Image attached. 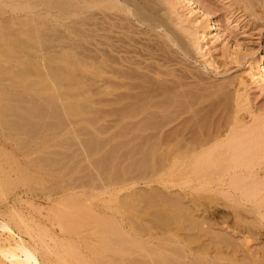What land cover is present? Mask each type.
Listing matches in <instances>:
<instances>
[{
	"label": "rangeland",
	"instance_id": "1",
	"mask_svg": "<svg viewBox=\"0 0 264 264\" xmlns=\"http://www.w3.org/2000/svg\"><path fill=\"white\" fill-rule=\"evenodd\" d=\"M144 1L151 3L156 11V15L191 48L192 57L190 59H184L177 51L175 55L162 52L160 55L165 57L164 59L161 56V60L174 57V62L172 61V63L175 64L178 61L174 69H177V74L182 75L185 79L181 80L183 85L186 83L187 86L194 87L197 93H201V95L207 94V101H202L204 104L197 103V108L209 105L211 107L216 99L214 94L222 91L223 94H227L230 97L229 102H227L228 107L226 105V111L222 110L224 107L218 110L219 113L223 111L221 115L218 113L219 118L223 117L220 119L223 122L225 121V117H230L226 119V122L231 119L230 123L225 122V124H229V126L232 124L230 128H228V125H225L227 126L225 130H227L223 137L226 138V135L229 136L234 131H243L245 133L252 128L251 130L256 132V135L258 133L260 134L259 137L264 138V11L263 8H260V4H258L263 0ZM34 3V0H0V108L6 107L9 104L8 100H12L13 98H20L26 103L33 100L35 103H40L51 96L53 98L56 97L54 100L56 104H73L74 100L71 98L67 99V101H65L66 99L64 101L61 99L63 101L61 102L59 98L62 96L64 90L60 89L61 92L53 90L52 83L50 84L52 85L50 90L43 83L48 87L47 90H40V88L35 87V89L28 91L30 89L29 86L32 85L30 80H33L35 75L31 76L32 78L30 77L29 81L24 85H21L24 83L22 78L11 74L13 70L21 69L34 62V65L38 66V72L40 67L39 75L42 76L41 78H45L44 75L51 74L52 66L58 71L68 68L67 63L63 62L60 57L72 56L71 58H73L78 66L81 64L78 68L79 72H77L79 75H82L78 77L79 75L76 73V76L78 75V81L76 78V82L84 81V83H80L84 89L86 88V94L95 102L93 110L99 112V116L92 124H89L85 114L78 117H67L64 113V115H60L61 118L46 120L49 126H52L53 129L50 128L52 132L43 128L44 132L41 133L43 130L40 129L37 137L31 134L30 137H16V132L9 127V123L5 121L0 113V264H14L12 261L13 257L24 259L25 256L21 250L19 252L18 248H16L18 247L17 245H21L32 251L39 264H75L77 259L75 257L72 259L73 253L80 254L87 261L86 264L88 262L89 264H109L111 263L110 259L120 258L110 253L109 249L110 230L107 228H110V224L107 225V222L110 223L112 219H115L125 228L128 225L129 227L137 225L134 227L149 230L151 234L159 237L167 239L169 236H172L173 243L175 242V244L172 243L171 246L166 248H170L171 252L175 250L173 252H179V254L176 253L178 256H175L173 252H167L166 254L170 253L169 257L175 261L173 262L174 264H216V262L222 264L217 259L216 253L218 251L227 253H223L225 255L224 259L226 257L230 259L231 257V259L242 261L241 263L243 264H248L249 260L244 261L243 253L249 250L254 256L258 255L256 257L257 260L260 259L258 264H264V228L252 220L253 215L250 216V214L245 212L248 215L246 218L250 216V220L242 219V221L241 218L236 219L232 217L233 209L226 207L224 197L221 195L222 192L217 189L204 190L207 187L205 185L203 187L199 179H193L192 175L188 172L179 173L172 169L173 163L170 162H173L174 159L172 158L174 157L170 158L164 170L154 171L147 167L143 168L148 159L143 151L154 146V143L159 138L172 134L175 129H179V126L182 128L185 124L184 122H186L184 118L190 117L191 114H184L178 120L170 122L171 124L159 125L158 122L156 124L152 122L151 126L149 125L148 128L144 129L141 128L142 116L124 122L110 116V11L94 12L96 25L98 26L93 28V39L75 38L74 41L77 42L73 41L70 45L68 42H64L66 43L64 44L62 40L61 42L59 41L60 37L61 39L66 36L74 38L70 34V30L62 26L60 14H57L55 10L47 8L42 3H39L40 5ZM18 4L27 5V7H23L24 10H19ZM33 5L38 6L34 9ZM30 10L33 14L30 13ZM19 11L22 12L18 13ZM25 12L27 15H25ZM37 13L41 15H38L40 21L36 17ZM42 13H47L48 16L46 17L50 20L47 22L43 21L41 18H44L43 16L46 14ZM28 14L29 19L32 18L31 21L35 20V22L21 23L20 16L28 17ZM35 28L40 30L48 29L49 32L57 30L59 33L54 32V35H57L56 39H58V34L60 37L58 40H54L55 42L53 41L54 47L51 46V48L47 45V49L45 48L46 45L44 46V42L36 40V38H34L35 42L32 38L31 40L33 41H28L30 39L28 37L29 31ZM152 34L154 35L153 39L155 42L156 40L158 41L159 38L157 37L160 33L154 31ZM15 36L18 38H15ZM12 37H14L13 40ZM15 39L22 40L30 45L34 42L33 45L35 46L39 42L37 51H34L35 54L32 56L23 54L24 51H20L16 46V41L13 42ZM10 41H12V44ZM14 43L15 45H13ZM76 43L77 45H75ZM10 44L13 48L12 52L9 51L10 49L12 50ZM68 44L70 45L69 47ZM40 45L43 46L40 48ZM73 45L74 47L71 48ZM6 52H9L10 55L8 53L5 54ZM157 53L160 52L158 51ZM48 59H50V62L55 59L57 61L51 64L50 62L48 63ZM57 67L60 68L58 69ZM94 69L96 71L100 70L99 72L97 71L99 74L96 75L97 72ZM9 70L10 72H8ZM184 74L187 78H185ZM79 78L81 79L79 80ZM87 79L90 81L89 84L86 81ZM34 80L37 81V78ZM220 100H223V98ZM220 100L217 102H220ZM227 108L230 109L229 112ZM60 110L62 109L60 108ZM232 118L235 120H232ZM39 120L38 118H34V121L37 123L41 121ZM234 121L240 122H238V125L234 129H231L235 126ZM158 128L160 131H158ZM168 130L170 134H168ZM228 130L229 132H227ZM188 133L189 127L184 130L183 135H188ZM151 136L153 137L151 138ZM23 137L26 138L24 141ZM90 138L96 140L99 151L96 156L91 154V157L87 159V152L86 154L84 153L86 149L81 143ZM170 142L164 143L162 148L173 146L174 142H172V145H169ZM156 144L159 149H162L159 143ZM183 145H185L184 142ZM138 149L140 150L139 152ZM110 151H118L116 152L118 153L117 168L121 170L120 175L118 174V177L115 178L114 183H117L115 186L113 185L114 183L106 186L104 185L106 182L103 181L105 176V180H108L110 174L109 170H107V173H109L107 175L104 169L106 164L104 160L107 154L111 153ZM58 153H66L67 157L65 159H67H64L65 163L63 162L62 168L57 170L52 167L53 169H50L51 166L47 167L49 160H47V157L52 158ZM143 154L145 157H143ZM60 158L61 156L57 158V161ZM150 161L151 159L148 162ZM78 168L83 170H78ZM67 171H72V173L67 174ZM120 178H123L122 181H120ZM101 180L102 182H100ZM93 182H95L94 187L99 189L93 188ZM88 186L89 188H87ZM155 197L159 200L167 197V201L170 203L172 199L174 200L173 202L178 200L184 207L187 206L184 209L186 221L183 220L178 228L176 225H172L165 231L154 227L151 222V215H148L151 211L146 207L145 202L149 198L155 200ZM194 198H200L198 199L199 208L192 204V199ZM130 199L132 200L130 201ZM79 204L82 206L79 207ZM125 204L127 205L125 206ZM133 204L135 208L140 210L138 213L141 212L140 214L144 215L140 221L136 217L131 220L132 215L130 211L133 210L130 209V206ZM121 206H123L121 208L122 212H126L120 213L115 210ZM78 208L83 210H78ZM193 209L198 210L194 212ZM84 210L86 213H84ZM242 211L245 210L242 209ZM93 216L97 217L98 220H96L102 224L99 225V222L96 221L98 225H95L94 223L96 222H94ZM192 220L200 224L198 225V229H196L197 226H194V229L190 225L192 224ZM235 224L237 227L239 226L240 231L238 228L233 229ZM209 227L211 228V233L221 228L222 230L224 229L225 236L228 237L227 234L229 233L234 237L230 238L229 235L227 246H220V244H216L214 237L215 235L217 236L216 233L221 232L216 231L215 234L212 233V236ZM233 230L235 231L233 232ZM170 231L173 232L170 233ZM235 233L237 234L235 235ZM102 234L105 235L104 239H102ZM106 234L109 236H106ZM213 241L215 244H213ZM107 243L109 246L106 247L105 244ZM243 245H248V250ZM9 251L14 254L9 253ZM180 254L181 256H179ZM134 258L142 259V257L140 258L137 255ZM205 258H208L209 262ZM229 262L230 260H227L226 264H229ZM76 264H78V261ZM143 264L156 263H151L147 260L143 261Z\"/></svg>",
	"mask_w": 264,
	"mask_h": 264
},
{
	"label": "bare ground",
	"instance_id": "2",
	"mask_svg": "<svg viewBox=\"0 0 264 264\" xmlns=\"http://www.w3.org/2000/svg\"><path fill=\"white\" fill-rule=\"evenodd\" d=\"M192 1L194 2V0H192ZM34 2H35L34 4L38 3V5H40L42 3L45 6H47V8L55 10L57 12V14H60V16L62 17V26L68 28L71 32L70 34H72V36L74 38H68L66 36V37H62V39H61L60 35L58 34V39L60 37V39H59L60 42L62 40L63 43L68 42V43H70V45L75 40V38H82V39H86V40L93 39V37H94L93 28H96V26H98V25H96L97 22H96V18L94 16V12L95 11H101V12H109L110 11V18H109L110 19V95H111L110 116L115 118L118 121H123V122L142 116L143 119H141V121H142L141 128L144 129V128H148L149 125L151 126L152 122H155V124H156V122H158L159 125H162V124L165 125V124H169L170 122L172 123V122L178 120L179 118L184 116V114H188V113L191 114L190 117L184 118L186 122L183 121L185 124L183 127L181 126L182 128H180V126L178 125L179 129L174 128L175 131L174 132L171 131L172 134H170V131L168 130L169 131L168 134H170V135H168L166 137L163 136L162 138H159L158 141L156 138L157 142L156 141L155 142L159 143V146H161V148H162V146H164V143H167V141L168 142L171 141L169 145H172V142H174L173 146H169V147L166 146L167 148L159 149L157 144L154 143V146H151L147 150H144V151L142 149L143 147L142 146H141L142 148L140 147L142 149V151L146 154L145 156H147V158H148V159L146 158L147 159L146 161L148 162L151 159L150 162L145 163V166L142 165V166H144L143 168L147 167V168L154 170V171L160 170V169L164 170V168H166V166L168 165V161L170 160V158L174 157L172 159H174L175 161L173 160V162L172 161L170 162V163H173L172 169H174L175 171H177L179 173H183V172L187 173L188 172L190 175H192L193 179L194 178L197 180L199 179V181L202 182V186L205 185V187H207V189H204V190H212V189L215 190V189H217L218 191L222 192L221 195H223V197H224L226 207L233 209V212H232L233 216L232 217H234L236 219L241 218V221H242V219H249L250 220V216L253 215L252 220H254L256 223H258L261 227L264 228V138L259 137L260 134H258V133L256 135V132L251 130L252 128H250V130H248L245 133L243 131L235 132L233 130L234 133L231 132V135H229V136L226 135V138L223 137L225 135V131L227 130V129L225 130V128H227V126H225V125H228V128H230V126L232 124H230V126H229V124H225L226 119L227 118L229 119L230 117H227V118L225 117V121H223L224 123L221 122V120H220L223 117L219 118V114L220 115H221V113L223 114V111L226 109V105L228 104L227 102H229L228 100L230 97V96L228 97L227 94H223L222 91L220 93L216 92L215 94L213 92L214 97H216V99H215V101L213 100L214 103L211 107H209L210 106L209 105V106H203V108H201L200 106L197 108V103L201 104L208 98L207 94L204 93V95H201V93H197V91L194 89V87H191L189 85L187 86L186 83H184V85H183V82L181 80H185V79L183 78L182 75L177 74V71H176L177 69H174V66L176 67V64L178 63V61L175 62V64L172 63V61L174 62V57L171 59H167V60H161L162 55H160L161 52L162 53H172V55L173 54L175 55L178 52V54H180V56H183L184 59L185 58L190 59L192 57L191 48L174 31H172V29L169 28V26L164 21H162L156 15V11H155V9L151 3L144 1V0H34ZM188 4H190V3L188 2ZM258 4H260V6H261L260 8H263V11H264V0ZM38 5H36V6H38ZM36 6H34V9ZM253 6H254V4H253ZM23 7H27V5L18 4L19 10H24ZM20 12H22V11H19L18 13H20ZM30 13L33 14L31 10H30ZM39 13L36 14L37 18H38V15H40ZM42 14H44V15L46 14L45 16H43L44 18H41L43 21L47 22L50 20L46 17V16H48L47 13H42ZM25 15H27V13ZM19 19H20L21 23H23V24H25L29 21L35 22V20L31 21L32 18L29 19V14H28V17L20 16ZM38 20L40 21L39 18H38ZM152 31L153 32L157 31L160 33V34H158V37H157L159 39H158V41L156 40V42L153 39L154 35L152 34L153 33ZM54 32L59 33V32H57V30ZM54 32L52 30L49 32L48 29L40 30L38 28H35V29L29 31L28 37H30V39L28 41H30L31 38L33 40H34V38H36V40L38 39V40H42L44 42V46L46 45L45 48L48 49L47 45L49 47H51V46L54 47L53 41L58 40V39H56L57 35H54L55 34ZM15 38H18V37L15 36ZM13 39H14V37H12V40ZM33 40H31V41H33ZM11 42L12 41H10V43ZM13 42L16 43V46L20 49V51L21 50H22V52L24 51L23 54L25 53L28 56L34 55L35 54L34 51H37V48L39 45V42H38L37 46L33 45L35 40L33 43H31L32 45H30L29 43L24 42L22 40H19V39H15ZM74 42H77V41H74ZM15 43L13 45H15ZM66 43H64V44H66ZM11 44H10V46H11ZM41 44H42V42H41ZM59 44H62V43H59ZM70 45L68 44V47ZM75 45H77V43ZM41 46H43V45H40V48H41ZM72 47H74V45L71 46V48ZM11 48H12V46H11ZM9 49H10V47H9ZM170 50H171V52H170ZM9 51L12 52L13 48H12V50L10 49ZM82 51H81V54H82ZM158 51L160 53H157ZM7 53H8V55H10L9 52H6L5 54H7ZM28 56H26V57H28ZM71 57L72 56L60 57L63 62L67 63L68 68H65L63 70L58 71V70H55V68H53V66H52L51 67V70H52L51 74L48 71L49 74L44 75L45 78H41L42 76L39 75L40 74L39 73L40 67H39V72H38V70H37L38 66L36 67L35 66L36 64L34 65V62H33V64L30 63L23 68L20 67L21 69L13 70V71L11 70L12 71L11 74L13 76L22 78L24 83L21 85H24L27 81H29L31 76L35 75V78H33V80L32 79L30 80L32 82V85L29 86L30 89H28V91L35 89V87L40 88V90L41 89L47 90L49 87V90H50L52 88V85H50V84L52 83L53 84V90L58 91V92L59 91L61 92L60 89L64 90V92L62 93V96H60V98H59L60 101H61V99H63V101L66 99L65 101H67V99H70V98L74 100L73 104H60V105L54 103L55 102L54 100L56 99V97L53 98L51 96L46 98L43 102H40V103L39 102L35 103V102H33L34 100L26 103V102H23V100H21L20 98H15V99L13 98L12 100H8L9 104L6 105V107L2 106L3 108H0L1 109L0 113L3 116V118L5 119V121L7 123H9V127L16 132V134H17L16 137H22V136H29L30 137V134L32 136L36 135V137H37L39 130L40 129L43 130V128L45 130L52 132L51 129H53V128H52V126H49L48 121L50 119H58L59 117L61 118V116L64 115V113L66 114L67 117L68 116L78 117L82 114H85L86 117L88 118L89 124H92V122H94L98 118L99 112H97V111L95 112L93 110L95 102L91 99L90 96H88L86 94L87 93L86 88L84 89V87L81 85V83H84V81L83 82H81L82 80L79 81V83L81 82L80 84L76 82V78L78 81V77H80L82 75V74L79 75V73H78L79 72L78 68L81 66V64H79L80 66H78L74 62L73 58H71ZM163 58L165 59V57H163ZM9 59H10V56H9ZM49 60L50 59H48V63L50 62ZM54 61L56 62L57 60L55 59ZM54 61H51L50 63L52 64V62H53V64H54ZM13 62H14V60H13ZM46 68H47V66H46ZM95 69H97V68H95ZM97 71L99 72L100 70H97ZM8 72H10V70ZM80 72L82 73V71H80ZM98 72L96 73V75L99 74ZM76 73H78V75H79V76L77 75L78 77L76 76ZM184 76H185V74H184ZM83 77H85V76L83 75ZM36 78H37V81L34 80ZM81 78H79V80ZM185 78H187V77L185 76ZM82 79H84V78H82ZM198 79H200V78H198ZM88 80L89 79H87L86 81L89 84L90 81H88ZM47 81H48V83H47ZM43 83L46 84L48 87L45 86ZM88 84H86V85H88ZM25 89H27V88H25ZM221 98H223V100H220ZM219 100H220V102H217ZM60 101H58V102H60ZM63 101H61V102H63ZM209 102H206V103H209ZM58 105L64 112L62 110H60ZM223 107H224V109H222ZM227 107H228V105H227ZM230 107H231V105H230ZM221 109L223 111L221 113H219L218 110H221ZM229 110L230 109H228V112H229ZM213 111H215V112L213 113ZM224 114L226 115L225 112H224ZM34 118H36V119L38 118L41 121L39 120L40 122L38 121L39 123H37L34 121ZM47 119H48V121H46ZM233 119L234 118H232V120ZM229 121H231V119ZM229 121L227 120L226 123H228ZM234 122H235L234 123L235 126L234 127L232 126L233 128H231V129H234L236 127V125H238V122H240V121H237V122L234 121ZM115 123H117V122L115 121ZM231 123H233V122H231ZM129 124H131V123H129ZM153 125H154V123H153ZM162 127H165V126H162ZM188 127H189L188 135H183L184 130H186ZM256 127H254V128L256 129ZM231 129H229V130L232 131ZM243 129H245V128H243ZM229 130L227 132H229ZM236 130H238V129L236 128ZM158 131H160L159 128H158ZM260 131H259V133H260ZM43 132H44V130L41 133H43ZM151 135H153V134H151ZM157 136H158V134H157ZM146 137H148V136H146ZM152 137L153 136H151V138ZM24 139H26V138L23 137V141H24ZM45 142H47V141L45 140ZM183 142L185 145H183ZM81 145L84 146V148L86 149V150H84L85 151L84 153L86 154V152H87V154H86L87 159L89 157H91V154L93 156H96V154L99 151L98 144L94 138H90L88 140H85V142L81 143ZM123 146H124V144H123ZM139 151L140 150L138 149V152ZM116 152H118V151H116ZM116 152L112 151L110 154H107V156L104 160L106 162V164H105V167H104V165H103V167L106 170V173H107V170H109L108 172L110 173V174L107 173V175L109 174L108 180H105L106 176H105V178H103L104 179L103 181H105L106 184L104 182L103 183L106 186H110V184L114 183L116 180L115 178L118 177V174L121 172L120 168H117V166H118V164H117L118 153H116ZM60 156H61V158L63 157V159L60 158V159H58L59 161H57V158H59ZM145 156L143 154V157H145ZM65 157H67L66 153L65 154L64 153H58V154L54 155V157H52V158L51 157L49 158V156H48L47 160L48 159L49 160H48L47 167L51 166L50 169L54 168L57 170L59 168H62L61 166L64 165L63 162H64ZM56 166H57V168H55ZM128 167H127V170H128ZM130 167H131V165H130ZM76 169H77V167H76ZM76 169H75V171H76ZM79 169L80 168H78V170ZM60 171H61V169H60ZM72 171H70V172L67 171V174L72 173ZM76 172L78 173V171H76ZM73 173H74V171H73ZM79 173H81V172L79 171ZM165 173H167V172H165ZM140 175H141V173H140ZM100 176H102V175L100 174ZM110 178H112L113 180ZM122 179L120 181H122ZM100 182H102V180ZM94 183L95 182H93V184L91 183L93 188L96 190L99 189V188L94 187L95 186ZM84 184H82V185H84ZM86 185H87V183H86ZM100 185H101V183H100ZM113 185L115 186V185H117V183H114ZM87 188H89V186ZM109 189H110V187H109ZM220 192H219V194H220ZM87 193H85V194H87ZM70 194H72V193H70ZM132 199H130V201ZM167 199H168L167 197H163V199H161V200H159L157 198L155 200L149 198V199H147V202H145L146 207H148V209L151 211V213L148 215H151V218H152L151 222H152L153 226L160 228L162 231L167 230L168 227L172 226V225H176L178 228L179 225L181 224V222H183V220H185L184 209L187 206L184 207V205L178 200H177L178 202L176 200H175V202H173L174 201L173 199H172V202L170 203L167 201ZM198 199H200V198L192 199V204H194L195 207H197V208H199L198 207L199 206L198 205ZM210 199H213V198H210ZM145 200H146V198H145ZM71 202H72V200H71ZM77 203H79V202H77ZM80 203H81V201H80ZM133 203H135V202H133ZM126 205L127 204H125V206ZM81 206L82 205H80L79 207H81ZM202 206H204V205H202ZM121 208H123V206H121L120 208H117L115 210L120 212V213L126 212V211L122 212ZM143 208H144V206H143ZM130 209L133 210V211H130V214L132 215L131 220H132V218L134 219L136 217V219L140 221V219L144 217V215L140 214L141 212L138 213L140 210H138V208H135L134 204L130 206ZM242 209H244L245 211H242ZM78 210H83V209L78 208ZM187 210L189 211L188 208H187ZM193 210L195 212L198 209H196V210L193 209ZM245 212H247V214H250L249 218H246V217H248V215L245 214ZM84 213H86V211ZM97 217H94V220H95V221L93 220L94 222H96L98 220ZM189 220H191V219H189ZM189 220H187V221H189ZM97 222H99V225L102 224V223H100V221H97ZM97 222L94 224L98 225ZM109 224H110V228L108 227L107 229L110 230V236L108 234H106V236L108 235L110 237V239H109L110 240V247H109L110 253L120 257L117 259H110L111 263L113 262V264H143V261L145 262L148 260L151 263H156V264H174L173 262H175V261L171 260V258L169 257V254L175 250H172V252H171L170 248H168V249L166 248V247L172 245V243H173V240H172L173 237L172 236H169V238H167V239L164 237H159V236H156L154 234H151L149 230L134 227L137 225H134V226L131 225L133 227H129V225H128V227H126L127 228L126 229L120 223H118L115 219L110 220V223L107 222V225H109ZM190 225L193 227L197 226L196 229H198V225H200V224L197 221L192 220V224H190ZM218 226H219V224H218ZM95 227H97V226H95ZM195 227H194V229H195ZM238 227L235 224L233 226V229L234 228L237 229ZM2 228H3V226H2ZM211 228H213V227L211 226ZM211 228L209 227L210 233H211V230H210ZM240 228H242V227L240 226ZM257 229H258V227H257ZM223 230L220 228V229H217L215 231H212L213 234H215L216 231L221 232V233H216L217 236L215 235L216 238L214 237V239H215L214 241L216 242V244L217 243L220 244V246H222V245L224 246V245L229 243L228 237L230 234L229 233L227 234L228 237L225 236L226 233ZM177 231H178V229H177ZM234 231L235 230H233V232ZM239 231H240V229H239ZM172 232L170 231V233H172ZM243 233H244V231H243ZM213 234H212V236H213ZM236 234L237 233H235V235ZM104 236L105 235L102 234V239H104ZM233 237L234 236L230 235V238H233ZM99 238H101V237H99ZM102 239H100V240H102ZM177 239H178V237H177ZM212 239H213V237H212ZM246 239H248V238H246ZM101 242H103V241H101ZM177 242H179V241H177ZM213 242H211V243H213ZM215 242L213 244H215ZM246 243H247V241H246ZM173 244H175V242ZM17 246L18 247H16V248H18L19 252L21 250L25 257L23 260L19 257H13V259L11 258L14 264H39L32 251H30L29 249H26L25 247H23L21 245H17ZM105 246L107 247V246H109V244L107 243V244H105ZM243 246H244V248H246L248 250V248H247L248 245H246V246L243 245ZM186 247H187V245H186ZM244 248L242 247V249H244ZM107 251H108V249H107ZM233 251L234 250H232V252ZM167 252H170V253L166 254ZM9 253L14 254L13 252H10V251H9ZM16 253H15V255H16ZM176 253L179 254V252H176ZM176 253L173 252V254L175 256H178V255H176ZM180 253H181V251H180ZM223 253L227 254V253L222 252V251H218L216 253L217 259L220 262H222V264H226L227 260L228 261L230 260L229 264L230 263H232V264H243V263H241L242 261L240 262V260H238V259H231V257H230V259H228L226 257L227 260L224 259L225 255H223ZM234 253H235V251H234ZM244 253H245V251H244ZM244 253H243L244 257H243V255H242V257H243L244 261L249 260L248 264H251V263L252 264H258L259 263L260 259L257 260V258H256L258 255L254 256L252 253H250V250L246 251L245 254ZM77 254L73 253L72 259H73V257H75L78 261V264H86L87 261H85L84 258H82L80 254L79 255H77ZM3 255H5V254L3 253ZM135 255L139 256L140 258L142 257V259H137V258L135 259L134 258ZM179 256H181V254ZM5 257H6V255H5ZM242 257H240V258H242ZM207 259H206V261L209 262V260H207ZM77 261H76V263H77ZM111 263H109V264H111ZM203 263H205V262H203ZM87 264H89V262ZM181 264H183V263H181ZM216 264H218V263L216 262Z\"/></svg>",
	"mask_w": 264,
	"mask_h": 264
}]
</instances>
